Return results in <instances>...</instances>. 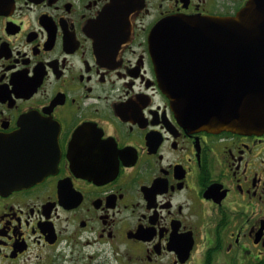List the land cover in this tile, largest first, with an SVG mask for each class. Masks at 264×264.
I'll return each instance as SVG.
<instances>
[{
	"label": "flooded vegetation",
	"instance_id": "af4514ba",
	"mask_svg": "<svg viewBox=\"0 0 264 264\" xmlns=\"http://www.w3.org/2000/svg\"><path fill=\"white\" fill-rule=\"evenodd\" d=\"M110 1L0 12V169L32 180H0V264H264V132L188 127L148 45L162 19L246 0H143L102 59L87 29Z\"/></svg>",
	"mask_w": 264,
	"mask_h": 264
},
{
	"label": "water",
	"instance_id": "95a60500",
	"mask_svg": "<svg viewBox=\"0 0 264 264\" xmlns=\"http://www.w3.org/2000/svg\"><path fill=\"white\" fill-rule=\"evenodd\" d=\"M12 3L0 0V12ZM142 5L143 0H111L92 21L87 31L99 57L119 55L129 35L120 31L110 37L117 32L114 20ZM148 45L159 87L188 127L264 132V0H246L230 16L162 19ZM7 162L0 169L2 187L9 191L31 183L22 164Z\"/></svg>",
	"mask_w": 264,
	"mask_h": 264
}]
</instances>
